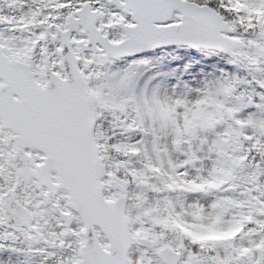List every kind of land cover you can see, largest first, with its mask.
<instances>
[{
  "label": "snow or ice",
  "instance_id": "1",
  "mask_svg": "<svg viewBox=\"0 0 264 264\" xmlns=\"http://www.w3.org/2000/svg\"><path fill=\"white\" fill-rule=\"evenodd\" d=\"M0 264H264V0H0Z\"/></svg>",
  "mask_w": 264,
  "mask_h": 264
}]
</instances>
